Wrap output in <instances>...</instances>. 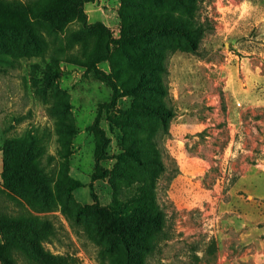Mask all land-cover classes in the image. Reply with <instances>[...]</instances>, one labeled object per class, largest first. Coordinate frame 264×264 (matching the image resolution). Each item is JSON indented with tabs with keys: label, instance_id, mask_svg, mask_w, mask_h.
<instances>
[{
	"label": "rangeland",
	"instance_id": "1",
	"mask_svg": "<svg viewBox=\"0 0 264 264\" xmlns=\"http://www.w3.org/2000/svg\"><path fill=\"white\" fill-rule=\"evenodd\" d=\"M183 1L184 13L169 0L154 11L157 19L158 13L172 9L176 16L179 11L180 19L165 18L174 23V29L165 33L146 31L154 41L146 42L144 58L139 62L134 56L124 64L117 62L119 57L124 60L121 30L153 21L152 15L136 16L137 6L122 0H69L54 11L51 7L62 0H0V244L6 239L0 246V264H120L124 261L120 238L96 230L92 207H111L114 201L118 205L127 201L129 207L150 205L149 192L154 193L155 209L163 214V225L153 248L136 247L132 264H219L226 245L236 249L240 241V233L235 237L228 233L227 242L219 230L215 217L217 210L225 211L222 201H231L237 221L242 213L264 214V0ZM137 39L144 42L142 36ZM192 43L193 54L200 59L224 60L235 54L251 69L259 68L260 74L259 79L249 77L251 102L257 103L259 94L260 103L244 112V125L233 128L221 119L209 132L203 131L209 140L201 135L197 142L208 168L204 185L222 194L212 209L205 199L188 209L176 203L173 181L179 162L167 140L171 111L176 112L169 94V60ZM150 47L168 52L154 57ZM140 71L145 80L136 75ZM104 76L115 81L117 90ZM154 78L159 81L151 83ZM159 86H167L168 93L160 92ZM128 87H135L134 92ZM218 91L222 93L221 88ZM143 97V102L153 101L161 109V117L130 109ZM241 128L248 130L244 141L238 140ZM31 134L39 158L34 164L25 162V173L16 177L21 140ZM138 158L151 168L147 175ZM129 165L141 173H128ZM5 166L10 184L3 181ZM31 168L38 177L28 174ZM241 168L251 170L239 182ZM216 179L218 192L212 185ZM67 184L71 189L65 212L60 202ZM78 206L86 211L76 213ZM146 212L155 211L150 206ZM15 216H32L34 233L21 234L24 239L32 237L30 243L15 237L11 226ZM44 219L51 223L48 230L40 228ZM149 227L152 234V223L146 222ZM142 238L140 245L146 244V234L136 237Z\"/></svg>",
	"mask_w": 264,
	"mask_h": 264
},
{
	"label": "crops",
	"instance_id": "2",
	"mask_svg": "<svg viewBox=\"0 0 264 264\" xmlns=\"http://www.w3.org/2000/svg\"><path fill=\"white\" fill-rule=\"evenodd\" d=\"M258 70L259 68L251 69L250 64L248 63L247 66L243 57H237L235 54L226 56L224 60L200 59L187 51H175L171 55L169 94L176 112L170 121V136L167 140L171 144V152L179 162V171L173 181L176 203L179 206L188 209L189 205L205 199L212 209L216 199L222 196L221 193H214L210 187L204 185L203 173L208 168L204 167L205 161L199 153L200 145L197 142L201 139V135L206 141L209 140L210 135L206 132H209L221 119L226 118L227 124L233 128L244 125V112L249 110L251 105L260 103L259 94H257V103L251 102L249 84L251 75L259 79ZM218 88H221L222 93ZM221 108H224V113ZM246 116L248 121V113ZM235 131H239V127ZM247 134L248 130L244 132L241 128L238 140L244 141L248 137ZM234 135L235 133L232 140ZM191 147H195L197 151L189 152L188 148ZM242 150L247 151L244 146ZM250 170L251 168H241L237 171L240 174L238 181L247 179ZM212 185L213 190L218 192L219 180L216 179ZM222 202L225 211L221 214L217 210L215 217V220L219 218L220 221L219 230L221 234H225L227 242L228 233L233 235L240 233L238 236L240 241L235 244L236 249H229L226 245L219 264H237L235 261L238 259L240 261L238 264H264V214L254 217L249 213H242L237 215L241 216L238 219L240 223H235L237 218L234 219V213L230 211L231 201ZM184 228L189 231L186 225Z\"/></svg>",
	"mask_w": 264,
	"mask_h": 264
},
{
	"label": "trees",
	"instance_id": "3",
	"mask_svg": "<svg viewBox=\"0 0 264 264\" xmlns=\"http://www.w3.org/2000/svg\"><path fill=\"white\" fill-rule=\"evenodd\" d=\"M69 0H62L61 4L59 5H54L51 7V9H55L54 11L60 9L62 6H64V4H66ZM124 1V3L128 6H132L135 5L138 8V11L135 12L136 16L141 17L145 14L148 15H152L151 18H149V20H153V21H149L148 23L138 26L137 28L133 29H129V30H121L122 35L120 37V51L122 56L124 57V60L121 59V57H119L117 59V62H121L123 61L124 64H128L129 62L132 61L133 57L135 56V58L137 60H139V62L142 61V58H144L143 56H145V52L147 51V43L149 42H153L154 40L152 38H150L149 36L145 35V32H152L155 34H160V33H165V31H169V30H173V25L174 23L172 21H167L165 22L164 19H168V20H172L174 17L175 18H179V14L180 12L184 13V11L186 10L187 4L183 1V0H169V3L172 1L174 7L179 8L180 12L177 11V13H175L176 16H174L172 13V9H169V11H164L162 13H158L160 15V18L157 19V17H155L154 11H156V9L159 8V6H161L162 4H168L167 2H165V0H148L149 2H146L144 0H141L139 2H135L133 0H122ZM171 3V4H172ZM127 14L130 15L131 12L127 11ZM154 14V15H153ZM122 18V17H121ZM191 20V19H190ZM96 25H99L98 22H96ZM105 31V29H104ZM108 30L106 29V32ZM137 36H142V39L144 40L143 43L139 42L137 39ZM155 44V43H154ZM196 44L192 43L190 44V46L188 48H181V50L183 51H188L191 53H196L195 50ZM180 48V47H178ZM148 51L151 52L152 56L156 57L158 56H166L168 51H164L162 52L159 48L156 49V47H151L148 48ZM161 53V55H160ZM110 58L112 61H114V56L110 55ZM168 72V71H167ZM138 77L140 80H145V76L143 74V71L137 72ZM168 75V73H167ZM132 77H135L132 74ZM104 78L108 79V81L111 83V85L115 88V90H117V85L115 84V81L112 79H109L107 76H104ZM154 82L159 81V78H154L152 80ZM152 85V84H150ZM148 88H152V86H150ZM138 86V85H136ZM135 86V87H136ZM135 87H128V89L130 91L134 92V88ZM161 87V86H159ZM164 89V91L166 93H168V87L166 86V88H164V86H162L160 89L158 88V90L161 92ZM146 98L143 97V100H140L138 102L134 101L132 102V104L130 105V109L133 110H138V111H145L148 113H153L158 115L159 117H161L162 115V111L161 109L158 107L154 106V102L151 101L150 103L148 102H143L145 101ZM151 100V99H150ZM174 112V111H173ZM171 111V118L174 116L175 113H173ZM169 113V112H168ZM173 114V115H172ZM170 118V119H171ZM169 119V121H170ZM168 121V122H169ZM35 138L34 136L28 135L25 136V139L21 140V143H24L23 147H22V153L20 155V166L21 168H16L14 170V173H16V177H18V173L23 174L25 173L22 168L24 167L25 162H32L33 164L37 162L38 158H39V151L36 150V146H35ZM30 160V161H29ZM137 163L140 165V167L147 171L145 172L147 175L148 172H151V168H146L142 165V160H139V158L136 160ZM129 169H128V173H132V174H140L141 172H137V171H142L140 169H134L132 168L131 165H129ZM34 168H31L28 171L29 175H33V177H38V173L36 171L33 170ZM3 181L7 184H10V182H8L9 177L7 176V171H6V166L5 168H3ZM151 178V176H149ZM142 184H144V180L142 178ZM78 182H76L77 184ZM78 185V184H77ZM9 186V185H8ZM75 186V182L74 185ZM20 187V186H19ZM21 189V188H20ZM71 189V188H70ZM69 184H67L64 187V202H60V205L63 209V211H67L68 207H69ZM21 192L23 190H20ZM23 193V192H22ZM154 195L153 192H149L148 193V197H151L150 201L151 204H147L146 202H143L144 204H138L135 206H130V204L126 201L125 203H123L122 205H118L117 201H114L112 204L113 206L111 207H100V206H94L92 207V209L94 210V212L96 213V220H95V224H96V230L98 232H101V229L103 232H107L109 234V236H118L120 238V242L124 248V250H122L119 253L123 254V258L124 261H122L120 264H132V262L134 261L133 257L137 254L136 251V247L138 248H145V250L147 249H151L153 248L157 241H158V234L159 232H161V228L163 225V214L161 212H159V210L155 209L153 203H152V196ZM139 198V201H141V198ZM116 200V199H115ZM138 201V202H139ZM148 201V202H150ZM151 206L152 210H154L155 212H153V214L149 215L146 212V209H149V207ZM126 209V210H125ZM86 209L84 206H78L76 207V213H80V212H85ZM126 211V212H125ZM32 217V216H31ZM31 217H24V216H15L13 217L12 221H11V226L14 232L17 233V235H15L16 238H18L21 241H26V242H31L33 240L32 237L26 236V238L24 239L21 234H25L28 232L34 233L35 231V226L33 225V221ZM146 222L147 223H152V234L150 233V227L146 229ZM51 227V223L49 220L44 219L43 221H41L40 224V228L42 230L45 229H49ZM22 231V232H20ZM140 234H146V244L144 242V244H141L139 242H143V238L140 241L136 240V237H139ZM4 236V235H3ZM113 236V237H114ZM7 238V236L5 235L4 238ZM131 237V239H130ZM110 240V238H109ZM111 242V240H110ZM5 243H6V239H5ZM5 243L0 244V246L5 245ZM45 261H48L47 258Z\"/></svg>",
	"mask_w": 264,
	"mask_h": 264
}]
</instances>
